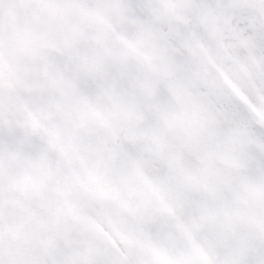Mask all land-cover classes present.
I'll return each instance as SVG.
<instances>
[{"label": "snow or ice", "instance_id": "6c2138e0", "mask_svg": "<svg viewBox=\"0 0 264 264\" xmlns=\"http://www.w3.org/2000/svg\"><path fill=\"white\" fill-rule=\"evenodd\" d=\"M0 264H264V0H0Z\"/></svg>", "mask_w": 264, "mask_h": 264}]
</instances>
